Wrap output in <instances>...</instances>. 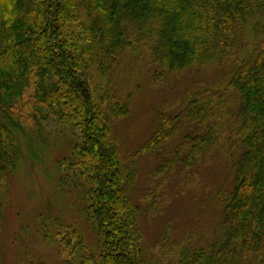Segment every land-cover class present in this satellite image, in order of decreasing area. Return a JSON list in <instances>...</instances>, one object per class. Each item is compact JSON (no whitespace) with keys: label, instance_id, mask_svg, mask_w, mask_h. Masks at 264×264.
<instances>
[{"label":"trees","instance_id":"1","mask_svg":"<svg viewBox=\"0 0 264 264\" xmlns=\"http://www.w3.org/2000/svg\"><path fill=\"white\" fill-rule=\"evenodd\" d=\"M142 90L163 103L125 157L115 135ZM53 120L80 134L53 165L59 196L80 190L98 241L55 219L43 236L63 264H264V0H0V233L10 180L51 153ZM147 156L154 185L136 200ZM206 168L220 184L198 183ZM207 191L214 225L166 223L145 244L168 194L193 206Z\"/></svg>","mask_w":264,"mask_h":264},{"label":"rangeland","instance_id":"2","mask_svg":"<svg viewBox=\"0 0 264 264\" xmlns=\"http://www.w3.org/2000/svg\"><path fill=\"white\" fill-rule=\"evenodd\" d=\"M213 69L214 66L210 67L204 75L210 77ZM142 91L134 99L132 116L121 124L115 135L122 148L120 153L125 157L135 152L149 137L155 122V120L152 121L153 111L161 109L163 103V99L158 101V98H155L157 95L153 97L148 95L146 90ZM79 136L78 131L68 129L57 120L51 121L46 133V138L52 145L51 153H44L40 160L26 158L11 178L0 233L1 264H63L54 252V249L58 247L57 244L43 236L49 230L51 235L57 231H54L52 223L60 218L65 224L74 225L87 245L92 248L97 246L98 241L95 234L79 213L80 190L76 188L69 194L63 192L62 195L65 197L61 200L53 167L56 160L65 157L70 152L74 141ZM158 163L159 161L153 156L142 158L140 168L138 167L137 191L139 195L136 196V200H141L142 194L145 191L149 192L153 187L154 184L149 181V177ZM201 172L198 183H201L203 187H215L220 184V181H215V168L213 170L206 168ZM186 190H189V195H191L190 190L195 191L193 187H188ZM202 193L200 196L206 202L199 199L200 203L193 204V206L189 201L194 198L193 196H189V199L179 196L174 198L171 196L172 193L168 194L167 200L171 198L173 201L166 212L161 216H146L141 221L145 244L148 247L156 244L159 233L167 227L166 223L171 224V227L169 226L171 233L175 235L193 234V230H197L201 236L207 227L214 225L217 214L209 201L211 192ZM42 226H45L46 230H43Z\"/></svg>","mask_w":264,"mask_h":264}]
</instances>
